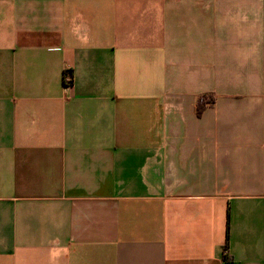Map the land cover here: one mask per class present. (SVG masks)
I'll list each match as a JSON object with an SVG mask.
<instances>
[{
    "label": "crops",
    "instance_id": "crops-1",
    "mask_svg": "<svg viewBox=\"0 0 264 264\" xmlns=\"http://www.w3.org/2000/svg\"><path fill=\"white\" fill-rule=\"evenodd\" d=\"M0 264H264V0H0Z\"/></svg>",
    "mask_w": 264,
    "mask_h": 264
},
{
    "label": "trees",
    "instance_id": "trees-1",
    "mask_svg": "<svg viewBox=\"0 0 264 264\" xmlns=\"http://www.w3.org/2000/svg\"><path fill=\"white\" fill-rule=\"evenodd\" d=\"M214 102H215V97L210 94H205L198 97L195 102V115L197 117H200L202 113L205 111V109L211 107L214 104Z\"/></svg>",
    "mask_w": 264,
    "mask_h": 264
},
{
    "label": "built area",
    "instance_id": "built-area-1",
    "mask_svg": "<svg viewBox=\"0 0 264 264\" xmlns=\"http://www.w3.org/2000/svg\"><path fill=\"white\" fill-rule=\"evenodd\" d=\"M63 84L64 87L69 88L72 85V76L70 73L65 72L63 75Z\"/></svg>",
    "mask_w": 264,
    "mask_h": 264
}]
</instances>
